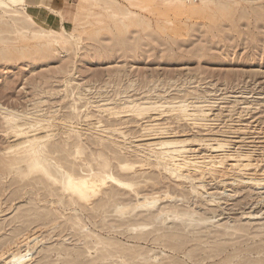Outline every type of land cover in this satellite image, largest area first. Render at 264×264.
<instances>
[{"label": "rangeland", "instance_id": "rangeland-1", "mask_svg": "<svg viewBox=\"0 0 264 264\" xmlns=\"http://www.w3.org/2000/svg\"><path fill=\"white\" fill-rule=\"evenodd\" d=\"M53 5L0 3V105L26 116L0 108V264H264V0ZM162 141L253 165L173 175ZM69 173L109 184L78 200Z\"/></svg>", "mask_w": 264, "mask_h": 264}, {"label": "bare ground", "instance_id": "bare-ground-1", "mask_svg": "<svg viewBox=\"0 0 264 264\" xmlns=\"http://www.w3.org/2000/svg\"><path fill=\"white\" fill-rule=\"evenodd\" d=\"M194 1H197V0H194ZM47 2H48V0H41V2L38 5L34 6V7H39V8L43 7V9H49L51 11L53 10V12H55L57 17H60L61 14H60L59 10L56 9L57 7L54 6L53 4L50 5ZM0 3L3 4V5H6L8 7H12V8H9V10L11 9L12 11H15V13L19 11L18 10V6H22L23 7V12L25 13V15L28 18H30L32 21L43 23L41 21V19L43 17L40 18L38 16L29 14L27 7H33V6L27 4L25 2V0H0ZM30 9H33V8H30ZM14 16H18V15L15 14ZM63 25H65V23H63ZM63 25L60 28H55V27H51V26H50V28L52 29L53 32L61 35V34H63L64 30H68L67 27L63 26ZM0 108L6 110L8 112L9 117H11V118L12 117L17 118L19 116H22L23 118H26L25 114H23L22 112L19 113V112L15 111V110H9L7 108L5 109L2 105H0ZM28 119H31V118H28ZM20 127L21 128H20L19 131L21 133H25V131L23 130L22 126H20ZM39 139H41V138L35 137L33 139H30V140L27 139L28 142L31 143L29 145L30 147L28 146L30 149L28 147H27V149L32 151V152H30V156H33L34 159H35V162H37V164L39 166V167H37V168H39L38 170H43L44 167H43L42 163H40L39 160H38L39 152L37 150H35V148H33L34 145H37V142L39 141ZM179 143H181V142L162 141L159 144H157L159 148H156V146H157L156 145L153 148L147 147V150L152 151V154L150 156L152 158H154V160H157L160 163L162 162L166 166H168L170 168V170H172L173 175L176 174V173H179V172L183 173L184 171H187L188 174L191 173V172H195V173H200L201 175H203L206 171H209V172H212V173H218V172L219 173H223L225 170H227V167H225V165H224V159L223 158L218 159L217 156H214V155H211V154L207 155L206 157H202V158H200V156L199 157L188 156L187 154H184L186 152V150H187V149L186 150L184 149L185 145L182 146V148H178L179 147L178 146ZM132 146H134V145H132ZM222 147H224L223 142H221V143L218 142V145L211 146V149L213 151H219L220 148H222ZM135 149L136 150L133 149V151H138V153H141V152L143 153V150H140V149L138 150L137 148H135ZM157 149H160V151H157ZM193 152H195V151H193ZM226 156H229V155H226ZM27 157H28V155H27ZM245 157L248 158L249 156L246 155ZM252 165H253V163H251L250 161L245 163L243 161V159H239L235 164H232L231 168H229V169L232 172L235 171V170H237L239 172H244V171L248 170V167H251ZM228 170L226 172H228ZM49 174L51 176H53L52 173H48V175ZM255 175H257V173H255ZM51 178H53V177H51ZM109 178H110V181L116 182V183H118L121 186L130 187V185L128 183L122 182L121 180L115 178L114 176H110ZM54 180L56 181L57 178L55 177ZM261 182H262V180H261ZM108 184H109V181L106 178H102L101 176H96V175H93V174L92 175H87V176H81V175L75 176V174L69 173V175H67V177H66L64 187H65V191L66 192H68L70 195H74L78 200L90 201V200H92V198H95V197L99 196L100 194H102L103 193V187H105ZM202 187L204 188L205 186L203 185ZM26 258H27V253H21V252L14 253L12 255L10 263L11 264H21L24 261H26Z\"/></svg>", "mask_w": 264, "mask_h": 264}, {"label": "crops", "instance_id": "crops-1", "mask_svg": "<svg viewBox=\"0 0 264 264\" xmlns=\"http://www.w3.org/2000/svg\"><path fill=\"white\" fill-rule=\"evenodd\" d=\"M48 1L51 4H61V9L64 15L67 17L71 15V10L70 7L68 6V0H48ZM25 2L29 5L36 6L41 2V0H25Z\"/></svg>", "mask_w": 264, "mask_h": 264}]
</instances>
